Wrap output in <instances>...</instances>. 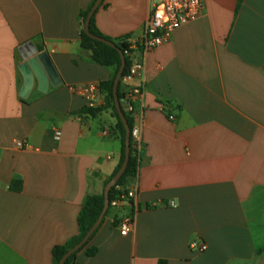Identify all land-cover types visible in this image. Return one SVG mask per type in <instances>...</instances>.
Listing matches in <instances>:
<instances>
[{
  "label": "crops",
  "instance_id": "0c3cea01",
  "mask_svg": "<svg viewBox=\"0 0 264 264\" xmlns=\"http://www.w3.org/2000/svg\"><path fill=\"white\" fill-rule=\"evenodd\" d=\"M94 1L0 0V264H53V249L78 235L87 196L102 195L120 164L100 89L112 70L81 48V14ZM149 14L150 0H104L95 20L120 39L139 36ZM29 43L48 55L58 86L42 93L36 82L24 99ZM132 57L145 67L131 112L139 167L121 189L137 195L109 213L77 262L264 264V0H204L197 21ZM91 85L95 115L74 90Z\"/></svg>",
  "mask_w": 264,
  "mask_h": 264
},
{
  "label": "built area",
  "instance_id": "2783aa9c",
  "mask_svg": "<svg viewBox=\"0 0 264 264\" xmlns=\"http://www.w3.org/2000/svg\"><path fill=\"white\" fill-rule=\"evenodd\" d=\"M204 10V0H150V14L139 36L128 37L126 43L127 51L124 53L129 58L131 65L128 73L122 77L126 94V103L129 105V112H133L135 104L143 95L145 67L143 64L133 60V52L141 50L144 53L153 51L167 43L172 35L180 28L197 21ZM80 93L87 101L90 109H94L99 97L97 86L91 85L74 89ZM173 120V117H170ZM131 135L134 139L138 137V131L133 130ZM57 139L60 134L58 133ZM17 149H28L29 145L23 142H16ZM120 192H123L119 188ZM136 189H130L116 200L110 202V207L119 209L122 207H132L136 198ZM134 215H130L121 220L119 224L120 233L127 236L133 227ZM191 249L204 252L206 245L197 242L191 244Z\"/></svg>",
  "mask_w": 264,
  "mask_h": 264
},
{
  "label": "trees",
  "instance_id": "16d2710c",
  "mask_svg": "<svg viewBox=\"0 0 264 264\" xmlns=\"http://www.w3.org/2000/svg\"><path fill=\"white\" fill-rule=\"evenodd\" d=\"M97 1L98 0H95L94 3L91 5V7L87 11L81 14L82 27H83L82 32H81V48L82 50L86 52H91L92 62L112 70V73H113L112 78L107 82L101 83L100 89L106 96V101H107L106 109L111 110L114 117L117 119V129L119 131L120 138H121L122 145H123L122 158H121L120 164L117 167L113 176L109 179V181L106 182L105 184V187H106V185L118 174V172L121 170L124 164L125 155H126V129L117 112V109L115 106L114 94H113L114 82H115L116 76L122 64L119 50L117 48L107 46L103 43H100V42H97L91 39L90 37L86 35L84 31L88 15ZM96 13L93 16L91 23H90L91 34H93L96 37H99V38H102V39H105L107 41L114 43L118 48H120L123 51V53H125L128 49V45L126 43L127 38L111 39V38L104 36L97 28L96 20H95ZM126 60H127V66H126L123 76H125L128 73L130 65H131L129 58H126ZM118 98L121 103H126V94H125V89H124V85L122 82H120L118 86ZM85 112L95 115L98 112H100V110L87 109ZM125 117H126V120L132 132L134 129V120L131 116V113L130 112L126 113ZM130 147H131V157H130L127 170L125 174L123 175V177L121 178V180L118 182V184L111 190L110 202L116 200L119 196L122 195V193L126 192V191L120 192L119 188L123 187V184L126 179L136 176L138 172L139 157L135 149V142H134L132 135H131ZM104 206H105L104 193L102 195L87 196L83 204V207L80 211L79 217H78L79 233L77 236L70 238L65 244L56 246L53 249L52 251L53 264H60L61 260L66 255V253H68V251H70L72 248H74L75 246H77L83 241L87 233L98 221L101 213L103 212ZM110 210H111V207L107 211L105 218L109 215ZM99 229L96 231V233L99 231ZM96 233L92 236V238L88 241V243L84 245V247H82L78 252L73 254L66 261L65 264H79L77 262V257L79 253L84 251L89 246L90 242L92 241ZM96 254H97V249L93 248L87 251V255L89 257H93Z\"/></svg>",
  "mask_w": 264,
  "mask_h": 264
},
{
  "label": "water",
  "instance_id": "95a60500",
  "mask_svg": "<svg viewBox=\"0 0 264 264\" xmlns=\"http://www.w3.org/2000/svg\"><path fill=\"white\" fill-rule=\"evenodd\" d=\"M104 0H98L92 10L90 11L84 31L88 37L91 39L103 43L107 46L117 48L119 50L120 56H121V68L116 76L115 82H114V100H115V106L117 109V112L124 124V127L126 129V155H125V161L121 168V170L118 172V174L106 185L104 190V197H105V206L103 209V212L101 213L98 221L95 223V225L90 229V231L87 233L83 241L72 248L61 260L60 264H65L66 261L76 252H78L84 245L88 243V241L92 238V236L96 233V231L101 227L106 213L110 208V192L111 190L118 184V182L121 180L123 175L125 174L130 157H131V129L129 127V124L126 120L125 114L129 112V105L128 103H121L118 98V86L122 80L123 74L125 72L126 66H127V60L125 57V54L123 51L118 48L114 43L107 41L105 39L99 38L91 34L90 32V23L99 9V7L102 5ZM22 58L24 60V63L19 67V70L23 76L24 79V85L23 89L21 91V97L26 99L30 92L32 91L35 83L37 82L39 84V90L42 93H46L48 89L49 82L51 81L54 86H58V77L57 73L46 53H38L35 46L32 43H29L25 45L22 48Z\"/></svg>",
  "mask_w": 264,
  "mask_h": 264
},
{
  "label": "rangeland",
  "instance_id": "374dc122",
  "mask_svg": "<svg viewBox=\"0 0 264 264\" xmlns=\"http://www.w3.org/2000/svg\"><path fill=\"white\" fill-rule=\"evenodd\" d=\"M114 211H116V210H114L113 208H111L110 213H113Z\"/></svg>",
  "mask_w": 264,
  "mask_h": 264
}]
</instances>
